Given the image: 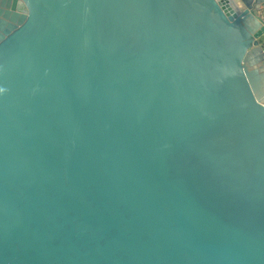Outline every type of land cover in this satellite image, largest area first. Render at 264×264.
I'll use <instances>...</instances> for the list:
<instances>
[{"label":"water","instance_id":"obj_1","mask_svg":"<svg viewBox=\"0 0 264 264\" xmlns=\"http://www.w3.org/2000/svg\"><path fill=\"white\" fill-rule=\"evenodd\" d=\"M264 0H0V264H264Z\"/></svg>","mask_w":264,"mask_h":264},{"label":"crops","instance_id":"obj_2","mask_svg":"<svg viewBox=\"0 0 264 264\" xmlns=\"http://www.w3.org/2000/svg\"><path fill=\"white\" fill-rule=\"evenodd\" d=\"M261 15L263 16V18H264V10H263V13H261ZM264 42V41H263ZM263 46H264V43H263Z\"/></svg>","mask_w":264,"mask_h":264}]
</instances>
